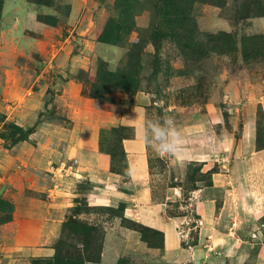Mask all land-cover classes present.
Instances as JSON below:
<instances>
[{"label": "rangeland", "instance_id": "obj_1", "mask_svg": "<svg viewBox=\"0 0 264 264\" xmlns=\"http://www.w3.org/2000/svg\"><path fill=\"white\" fill-rule=\"evenodd\" d=\"M165 116L180 139L162 156L142 128ZM247 117L264 147V0H0V231L30 207L57 232L42 239L56 259L100 264L108 247L112 264H264L252 241L264 237V152L257 167L231 162ZM126 150L133 175L136 155L148 162L142 186L178 222L184 253L165 256L163 235L124 216Z\"/></svg>", "mask_w": 264, "mask_h": 264}, {"label": "crops", "instance_id": "obj_2", "mask_svg": "<svg viewBox=\"0 0 264 264\" xmlns=\"http://www.w3.org/2000/svg\"><path fill=\"white\" fill-rule=\"evenodd\" d=\"M262 103V101H261ZM249 118V120L247 119ZM244 122H243V133L241 138L238 139V143L236 145V153L233 155V159L231 162L235 163L239 169H245L244 166V161L249 162L251 167H252V158H257V163L256 167L258 166L260 162V158L256 155H260L261 153L264 152V147L262 148H256L255 149V134L251 133L246 136V130L247 127L250 129L251 126V117H247ZM253 121V119H252ZM129 144L136 145L137 150L142 149V141L139 139H129L128 140ZM246 145L249 148V151L251 154L248 155L249 161L247 156H242L238 150L241 149L240 145ZM131 145V146H132ZM126 156L128 158V172L130 175V183H134V186L136 185V189L132 191L131 195L129 196V202H127V205L123 208V213L124 216L140 222L144 226H148L149 228H153L156 230H159L163 233V242H162V252L165 254V256H173V255H178L179 253H184V248L181 244V238H180V233H178L177 226L178 222L175 221L174 219H170V217H166V211L164 207L166 206L165 203L162 201L156 202V201H151L149 199V190L145 186H142V183H144L145 179L148 177V162L144 158V155L140 154L137 160V166L140 164V171L139 173H135L133 175V171L136 170L135 166L133 165L134 163V157L135 155L129 150H126ZM133 156V158H132ZM245 157L247 159H245ZM136 158V157H135ZM105 160V159H104ZM201 161H205V159H200ZM262 160V159H261ZM229 161V160H228ZM229 161V162H230ZM264 166V161L262 162ZM109 166V163H108ZM226 164L222 163L219 170H215L210 178L212 187L214 188H222L223 183L220 181V176L223 175L225 176L226 174L221 173V171H227L225 168ZM226 169V170H224ZM114 173L108 172V178L111 179L112 175ZM138 174V177H137ZM116 175V174H115ZM113 179V178H112ZM74 180H77L76 178H73L70 176V181L73 182ZM149 180V179H148ZM241 181V180H238ZM237 182V181H236ZM228 183V182H226ZM97 189L100 187H96ZM115 192L119 197H127L128 195L124 193V191ZM71 193V191H70ZM128 200V199H127ZM207 200V199H204ZM200 202L196 203V209H201ZM207 212L206 215L209 216V218H213L215 215V203L212 201L205 202ZM17 208V207H16ZM223 205L220 204L218 212L221 213L223 212ZM234 210V208H233ZM31 213L27 212V216L29 219L27 220H18L16 222H11L9 225L12 227V232H3L0 231V253L3 254L4 257L8 258V263H13L16 264L17 261H19V264H25L26 260L30 257H50L54 253V249L51 246V244L42 241L43 238L51 237L57 234V232H54V230H51L49 234L48 228L45 229L46 223H43L37 227V221H39L40 216L34 213V210H32L30 207L28 209ZM228 217H235V216H230L228 214ZM213 220V219H212ZM229 220V219H228ZM54 221V220H53ZM230 221V220H229ZM52 223L50 225L51 227L58 226V222ZM233 223V222H232ZM48 226V225H47ZM234 226L232 227V229ZM6 229V226L5 228ZM227 233V232H226ZM127 236L131 237H136L134 234H129V232H124ZM258 235V234H257ZM255 233H252V241H254V246L256 247L258 244L257 241L264 240V237L262 239L256 240L258 237ZM227 236L230 238L233 237L232 230L227 233ZM237 241V240H236ZM262 243V242H260ZM221 245V244H220ZM252 247V248H253ZM257 248V247H256ZM209 251V249H207ZM256 250V249H254ZM224 253V257L222 258L223 261L226 258V252L222 250ZM221 250L216 251L215 253L222 254ZM102 263L100 264H112L115 259V253L114 252H108V247L104 249L102 253ZM237 255V254H236ZM207 258L208 254L206 255ZM12 261V262H10ZM18 264V263H17Z\"/></svg>", "mask_w": 264, "mask_h": 264}, {"label": "clouds", "instance_id": "obj_3", "mask_svg": "<svg viewBox=\"0 0 264 264\" xmlns=\"http://www.w3.org/2000/svg\"><path fill=\"white\" fill-rule=\"evenodd\" d=\"M142 139L160 155H174L179 148L180 139L174 118L165 116L158 120H146L142 128Z\"/></svg>", "mask_w": 264, "mask_h": 264}, {"label": "trees", "instance_id": "obj_4", "mask_svg": "<svg viewBox=\"0 0 264 264\" xmlns=\"http://www.w3.org/2000/svg\"><path fill=\"white\" fill-rule=\"evenodd\" d=\"M106 29H107V31L105 32V34L104 35H108V39H106V40H102V41H112L110 38H109V35H111L110 33H112V30L110 29L109 30V28H107L106 27ZM123 154H124V151H123ZM112 155V157H113V154H111ZM124 161V160H123ZM122 165L126 168V170L128 171V167H127V164H126V162H123L122 163ZM128 173V172H127ZM122 217V219L123 220H127L126 218H124L123 217V215L121 216ZM128 221H129V219H128ZM130 221H132L133 223H135L134 225H136L137 227H138V229L140 228V229H142L143 227L146 229V230H151V231H153V232H156V233H160L161 235H163L162 234V232H160L159 230H156V229H153V228H149V227H146V226H144V225H142V224H140V223H138V222H136V221H134V220H130ZM141 231V230H140ZM38 258H49V259H51L52 260V262H54V264H84V261H82V260H79V261H77V260H59V259H56V258H54V255L53 256H50V257H38Z\"/></svg>", "mask_w": 264, "mask_h": 264}]
</instances>
